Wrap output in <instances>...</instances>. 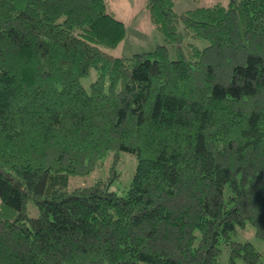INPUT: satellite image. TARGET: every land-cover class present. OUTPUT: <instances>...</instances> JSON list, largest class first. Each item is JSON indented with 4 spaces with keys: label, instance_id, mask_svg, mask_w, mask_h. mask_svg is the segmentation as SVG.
Here are the masks:
<instances>
[{
    "label": "trees",
    "instance_id": "trees-1",
    "mask_svg": "<svg viewBox=\"0 0 264 264\" xmlns=\"http://www.w3.org/2000/svg\"><path fill=\"white\" fill-rule=\"evenodd\" d=\"M176 2L146 1L165 43L116 56L108 0H0V264H260L232 234L264 238V0ZM120 150L123 192L63 187Z\"/></svg>",
    "mask_w": 264,
    "mask_h": 264
},
{
    "label": "rangeland",
    "instance_id": "rangeland-1",
    "mask_svg": "<svg viewBox=\"0 0 264 264\" xmlns=\"http://www.w3.org/2000/svg\"><path fill=\"white\" fill-rule=\"evenodd\" d=\"M112 10L116 15L126 23V35L120 44L107 50L114 55L131 56L135 53L154 50L157 45L165 43L164 34L154 25L150 14L146 8L147 0H108ZM216 2L228 4L229 0H177L175 9L178 12L194 8L199 5H211ZM207 44L205 40L200 41V46ZM173 49V47H171ZM97 76L96 69L83 78V82L89 87L91 82ZM138 164V158L135 154L120 150L119 156H115V151L106 154L100 164H98L90 173L85 175H70L67 185L64 188L72 190L78 186H88L93 184L97 179L103 178L108 180L109 186L123 192L130 185L135 169ZM28 212L32 217H37L40 213L39 208L34 200L28 201ZM233 238L240 241H251L254 246L262 252L260 264H264V238L256 234L255 226L247 221L244 225H239L233 232ZM222 245L220 259L227 263L230 259V249ZM235 264H246L242 257L236 259Z\"/></svg>",
    "mask_w": 264,
    "mask_h": 264
}]
</instances>
